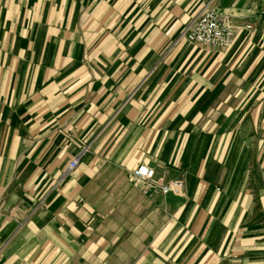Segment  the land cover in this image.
I'll use <instances>...</instances> for the list:
<instances>
[{
    "label": "crops",
    "instance_id": "crops-1",
    "mask_svg": "<svg viewBox=\"0 0 264 264\" xmlns=\"http://www.w3.org/2000/svg\"><path fill=\"white\" fill-rule=\"evenodd\" d=\"M207 1L0 0V264H264V0Z\"/></svg>",
    "mask_w": 264,
    "mask_h": 264
},
{
    "label": "built area",
    "instance_id": "built-area-1",
    "mask_svg": "<svg viewBox=\"0 0 264 264\" xmlns=\"http://www.w3.org/2000/svg\"><path fill=\"white\" fill-rule=\"evenodd\" d=\"M214 0H208L203 10L191 19L179 35L177 41L185 39L192 43L201 44L212 49H225L232 43L234 28L228 24L227 19L218 13ZM250 28L251 25H245ZM87 147L82 150L86 151ZM77 157L71 159L68 169L77 166ZM132 180L144 186L146 193H157L160 197L167 194H181L185 182L181 178L162 181L156 177L155 170L141 163L129 174Z\"/></svg>",
    "mask_w": 264,
    "mask_h": 264
}]
</instances>
